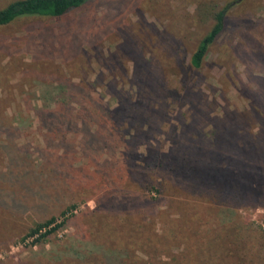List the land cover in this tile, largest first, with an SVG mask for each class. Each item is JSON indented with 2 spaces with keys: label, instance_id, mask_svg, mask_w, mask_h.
<instances>
[{
  "label": "rangeland",
  "instance_id": "rangeland-1",
  "mask_svg": "<svg viewBox=\"0 0 264 264\" xmlns=\"http://www.w3.org/2000/svg\"><path fill=\"white\" fill-rule=\"evenodd\" d=\"M0 264H264V0H86L1 26Z\"/></svg>",
  "mask_w": 264,
  "mask_h": 264
},
{
  "label": "trees",
  "instance_id": "trees-1",
  "mask_svg": "<svg viewBox=\"0 0 264 264\" xmlns=\"http://www.w3.org/2000/svg\"><path fill=\"white\" fill-rule=\"evenodd\" d=\"M86 0H11L0 7V27L12 22L14 19L24 16H49L60 17L69 10L79 7ZM207 13L211 18V24L205 33L198 39L189 56V65L197 69L200 67L209 45L215 41L225 26L227 5L216 9L209 7ZM53 218L35 224L28 229L27 236L36 234L35 239L53 232L61 224H53ZM51 225V226H50ZM44 228L43 231H40Z\"/></svg>",
  "mask_w": 264,
  "mask_h": 264
}]
</instances>
